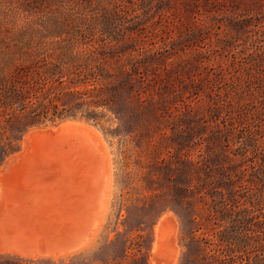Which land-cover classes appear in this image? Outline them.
<instances>
[{
	"label": "rangeland",
	"instance_id": "1",
	"mask_svg": "<svg viewBox=\"0 0 264 264\" xmlns=\"http://www.w3.org/2000/svg\"><path fill=\"white\" fill-rule=\"evenodd\" d=\"M46 3L26 11V0H0V55L37 52L16 49L20 41L80 37L97 19L127 32L152 64L138 92L120 94L115 112L37 128L0 168V257L230 264L229 243L216 245L230 220L220 221L210 194L223 191L230 203V153L249 138L260 151L239 156L236 169L256 174L264 161V0ZM192 164L198 173H189ZM238 191L234 207L253 194L264 205V185ZM257 221L264 228V218ZM240 251L233 264L245 263ZM254 254L263 257L264 246Z\"/></svg>",
	"mask_w": 264,
	"mask_h": 264
},
{
	"label": "trees",
	"instance_id": "2",
	"mask_svg": "<svg viewBox=\"0 0 264 264\" xmlns=\"http://www.w3.org/2000/svg\"><path fill=\"white\" fill-rule=\"evenodd\" d=\"M46 4V0H26V11ZM117 4L111 3L115 8ZM112 16L121 18L117 12ZM130 46L127 32L115 34L110 24L99 26L95 19L80 37L53 35L20 41L14 44L16 49L37 52L0 55V168L20 151L24 138L31 131L83 113L89 120L101 108L115 112L123 91L138 92L135 88L144 82L145 71L152 61L142 56V48ZM124 56L126 61H123ZM137 96L142 98V93ZM236 151L238 154L230 153V203L223 191L213 190L210 194L216 199L213 202L220 221L230 220L229 228L217 233L216 245L221 247L224 242L229 243L230 264L239 250L245 254L244 264H264V256L252 255L257 247L264 246V228L257 221L264 218V205L254 194L245 199L247 203L243 206L232 204L242 198L238 195L241 186L253 189L264 185V161L256 174L248 168L235 167L239 156L249 159L250 155L259 153L258 138H249ZM199 169L192 164L188 170L198 173ZM251 169H255V164ZM0 264L18 263L0 257Z\"/></svg>",
	"mask_w": 264,
	"mask_h": 264
},
{
	"label": "bare ground",
	"instance_id": "3",
	"mask_svg": "<svg viewBox=\"0 0 264 264\" xmlns=\"http://www.w3.org/2000/svg\"><path fill=\"white\" fill-rule=\"evenodd\" d=\"M7 164H8V163H5V164H4V165H3L1 168L3 169L4 167H6V166H7Z\"/></svg>",
	"mask_w": 264,
	"mask_h": 264
}]
</instances>
